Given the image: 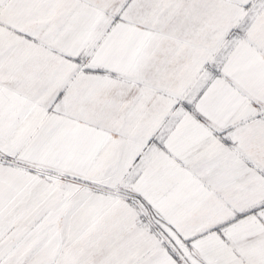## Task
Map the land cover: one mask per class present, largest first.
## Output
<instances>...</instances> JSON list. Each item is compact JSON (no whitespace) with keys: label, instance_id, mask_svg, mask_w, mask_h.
Returning <instances> with one entry per match:
<instances>
[{"label":"snow or ice","instance_id":"6c2138e0","mask_svg":"<svg viewBox=\"0 0 264 264\" xmlns=\"http://www.w3.org/2000/svg\"><path fill=\"white\" fill-rule=\"evenodd\" d=\"M0 264H264V0H0Z\"/></svg>","mask_w":264,"mask_h":264}]
</instances>
